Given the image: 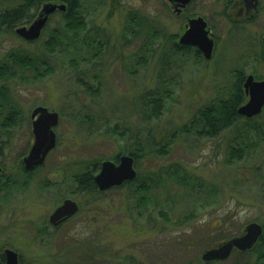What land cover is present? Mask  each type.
Here are the masks:
<instances>
[{
	"label": "rangeland",
	"instance_id": "1",
	"mask_svg": "<svg viewBox=\"0 0 264 264\" xmlns=\"http://www.w3.org/2000/svg\"><path fill=\"white\" fill-rule=\"evenodd\" d=\"M17 1L0 0V7ZM157 2L83 0L87 27L82 32L65 34V20L56 12L38 44L9 38L13 48H21L18 53L37 58L31 59V71L0 79V87L7 88L21 112L15 127L0 126V145L8 151L0 153V165L18 170L15 160L34 140L28 119L40 104L61 114L54 128L57 145L38 175L49 178L50 193L60 187L67 196L83 198L72 192L77 187L75 173L95 160H113L118 153H142L135 168L137 176L148 177V189L129 183L107 194H94L83 200L85 210L57 232L60 236L96 234L97 250L108 254L97 252L94 264H121L124 254L143 264H152L153 258L159 264H183L189 255L203 250L200 237L216 225V219L229 220L236 229L264 219V110L253 118L240 115L217 135L201 132V110L230 95L236 65L252 64L264 72L259 47L248 34H239L222 39L210 59L194 47L176 51L173 42L178 35L173 33L179 26ZM134 12L142 16L141 27ZM56 29L61 31V42L49 52L43 43ZM4 37L0 36V66L9 59ZM35 65L42 71L36 79L32 78ZM14 66L18 72L19 64ZM154 93L164 98L158 118L149 116L148 98ZM234 148L242 150L241 158L232 156ZM38 178L29 190H19L20 177L18 189L0 192V224L10 225L16 219L4 228L16 236L7 244L24 254L26 264L50 262L42 257L40 243L29 242L27 236L34 229L23 220H41L53 208L51 202L34 199L40 188ZM41 193L44 197L49 191ZM6 197L11 202H3ZM89 208L94 209L86 214ZM182 219V226L170 223ZM63 237L55 245L65 241ZM64 243L72 253L93 245Z\"/></svg>",
	"mask_w": 264,
	"mask_h": 264
},
{
	"label": "flooded vegetation",
	"instance_id": "2",
	"mask_svg": "<svg viewBox=\"0 0 264 264\" xmlns=\"http://www.w3.org/2000/svg\"><path fill=\"white\" fill-rule=\"evenodd\" d=\"M157 5L159 8V4H161L164 12L171 18L173 24H178V31L173 33L177 34V42L173 45L177 48V44L180 46H188L194 47L196 51L199 52V55L206 58L203 52L196 45H182L179 43L180 36L191 27L192 20L200 18V24L203 25L205 31H207L208 35L214 39V47H213V55L215 54V50L219 46V43L222 39H232L233 36L239 34H248L250 37L254 38V43L259 49L256 51L258 55L264 58V0H157ZM52 2V3H65L61 0H18L17 3L12 6H1L0 7V36H5L3 39V44L7 46L9 51V59L3 61L1 66H6L11 73V77H15L19 73L22 74V71H31V59L32 57L37 58L35 55L32 56L28 52L18 53L21 48H13V43L9 38L17 39L24 44L31 45L33 43L38 44V41L42 38L45 33L47 25L51 22L52 15L56 12H60L62 14V10L56 9L53 11L42 28L41 33L38 37L35 38H27L20 34L17 29L19 27H30L34 20L39 16L41 10L43 9L44 4ZM34 3V4H33ZM66 4V3H65ZM20 5H24V10L21 12H15L16 8ZM67 6V5H66ZM140 6V3L137 4ZM135 18L138 21L139 26L141 27L142 16L134 12ZM57 33L56 37V45L59 44L61 38V31L58 29L55 30ZM53 36V32L50 34ZM224 37V38H223ZM52 38V37H51ZM46 38L44 40V47H48V43L52 39ZM49 39V40H48ZM227 41V40H226ZM16 50V51H15ZM256 55V54H255ZM46 56V54H44ZM245 56V55H244ZM210 59V58H208ZM42 61L45 63L47 60L43 58ZM14 63L19 64V70L15 69ZM23 65V67H22ZM259 67L250 65L238 64L235 66L233 70V84L232 89L234 93L237 91L239 98L242 100L240 104L237 106V109L240 105L246 103L250 98V93L248 89H246V81L249 76H253L256 80L264 79V72L260 73L258 71ZM264 71V70H263ZM42 73L41 70L36 68L34 74H32V78L36 79L37 75ZM22 77H27L24 74ZM232 90V92H233ZM42 105V104H40ZM34 106L36 108L37 106ZM44 106V105H43ZM33 108V109H34ZM31 110L30 118L28 119V125L30 126L32 135L35 140V134L33 130L34 120L39 116L36 114L33 116V111ZM264 110V107H263ZM56 111V110H53ZM58 112V111H57ZM1 121L0 126L4 127V124L8 120H17L20 119L19 110H0ZM61 114L59 113V120ZM12 124L8 127H15L17 123ZM59 123V122H58ZM57 123V125H58ZM55 125L53 129L57 126ZM55 131V129H54ZM56 132V131H55ZM57 136V132H56ZM34 140L32 144L34 143ZM5 142V141H3ZM6 143V142H5ZM32 144L27 152H22V156L15 160V165H17L18 170L9 169L4 164L0 165V192H3L4 189L6 191L10 190L11 192L15 189L26 191L29 190V186L35 179L38 178L39 172L45 168V163L48 154L46 155L44 161L40 164H37L33 167H26L24 162V157L29 153ZM57 145V143H56ZM7 154L8 151L2 150V145H0V153ZM1 155V154H0ZM120 157V156H119ZM3 160H6L5 157H2ZM115 162H119V159L114 158ZM99 171V170H98ZM97 171V172H98ZM96 172V173H97ZM95 173V174H96ZM94 174V176H95ZM93 176V179H94ZM22 177V181L20 182V186L16 187L17 178ZM42 179V180H40ZM76 181V180H75ZM95 181V180H94ZM126 182V181H125ZM125 182L123 184H125ZM40 185V188L37 192L38 195H34V199L37 201H44V203L51 202L53 208L49 211H46L41 220L34 219H23L25 222H29L32 224V228L34 229L33 235L27 236L29 242L40 243L43 248L41 253L42 257H48L47 261H50L49 264H94L95 255L97 252H102L108 254L105 250H97L95 243L97 242L96 234L86 235V234H70L61 235L62 238L65 236V241H61V243L57 246L58 237H61L57 232L72 218L81 214L84 211V202L83 200H89L90 197L94 194H107L110 190L117 189L119 186H113L107 189H100L97 186L95 187H80L77 183V187L72 191L75 195H82L83 198H76L72 195H66L62 191L60 187H57L55 192L50 193L52 187L49 186L51 184L49 178L47 176L43 178H38L36 184ZM57 183V182H56ZM96 183V182H95ZM122 184V185H123ZM23 186V187H21ZM58 186V184H57ZM121 186V185H120ZM148 189V188H146ZM49 191V193L44 195V197L39 196L42 194V191ZM14 195V193H12ZM34 194V193H33ZM12 196V195H11ZM10 196V197H11ZM10 197L3 198V202H11ZM67 198H71L75 200L78 204V210L71 215L70 217L64 219L63 221L58 222L52 220V214L56 210V208L63 203V201ZM95 199V198H94ZM89 208L85 213H89L92 211ZM13 217L15 216V212H11ZM185 216V215H183ZM16 219H11L10 222L14 225L16 223ZM223 218L216 219V225L211 224V226L207 227L205 231H203L200 239L204 243L203 250L199 251L195 256L189 255L187 260L183 264H264V219L262 220H252L261 224L263 231L262 234L258 237L257 241L253 243L252 246L241 248L238 245H233L231 251L225 257H216V258H204V253L213 248L219 247L221 244L230 241L235 237H241L246 233V226L251 222H247L244 226L236 229L234 224L229 225L228 222H224ZM57 222V223H55ZM185 220H176L175 222L171 221L170 223H174V225L182 226ZM10 225L0 224V239H2V243L0 244V261L5 263L7 261V249L15 250L18 254L19 264H26L24 254L18 250L16 247L9 246L7 243L15 240L16 236L10 235L6 233L4 228ZM238 226V225H237ZM6 233V234H5ZM82 233V232H81ZM180 233V232H179ZM199 239V240H200ZM200 240V241H201ZM64 242H72V244L80 245L81 243L91 242L93 245L88 246L84 249H78L77 253H72L70 250L65 248ZM90 244V243H89ZM31 245V244H30ZM76 245V246H77ZM82 245V244H81ZM81 250V251H80ZM110 254V253H109ZM180 257L187 256V254L179 255ZM121 264H143L141 261H136L134 257H129L127 254H124L121 257ZM110 259V258H109ZM106 261V259H105ZM152 264H159L158 258H153Z\"/></svg>",
	"mask_w": 264,
	"mask_h": 264
},
{
	"label": "water",
	"instance_id": "3",
	"mask_svg": "<svg viewBox=\"0 0 264 264\" xmlns=\"http://www.w3.org/2000/svg\"><path fill=\"white\" fill-rule=\"evenodd\" d=\"M66 10L65 3L44 4L39 16L34 20L30 27H19L17 31L27 38L38 37L42 28L45 26L49 15L55 11ZM200 18L193 19L192 25L187 29L179 39L182 45H196L203 52L206 58H211L214 47V39L205 31L200 23ZM264 43V39H263ZM246 89L250 93L249 100L240 105L237 109L238 114L253 118L263 111L264 107V79L256 80L251 75L245 83ZM33 116L39 114L34 120L33 130L35 140L29 153L24 157L26 167H33L44 161L48 152L56 146L57 136L53 127L59 122V112L50 110L48 107L40 105L33 109ZM137 177L135 168V157L131 154H121L119 162L112 159L102 161L99 171L95 174L94 180L100 189H107L113 186H120L125 181L134 180ZM78 210V204L75 200L67 198L59 205L52 214V220L58 222L70 217ZM57 223V222H55ZM263 228L260 223L253 221L246 226V233L241 237H235L230 241L221 244L217 248L207 250L204 258L225 257L233 245L241 248L250 247L262 234ZM7 261H0V264H19L18 254L15 250L7 249Z\"/></svg>",
	"mask_w": 264,
	"mask_h": 264
},
{
	"label": "trees",
	"instance_id": "4",
	"mask_svg": "<svg viewBox=\"0 0 264 264\" xmlns=\"http://www.w3.org/2000/svg\"><path fill=\"white\" fill-rule=\"evenodd\" d=\"M66 3V10L62 11V16L65 20V34L67 32H71V34H78L86 29L87 27V20L86 15L83 10V0H61ZM34 4V3H33ZM24 10V5H20L16 8L15 12H21ZM56 37L57 33L54 32L52 36V40L49 41L47 50L49 52H53L56 49ZM190 47L188 46H180L177 44L176 51L179 50H189ZM33 64V61L31 62ZM51 67L47 68V71H51ZM11 76L9 69L6 66H0V79H6ZM37 78L40 75L36 76ZM86 85V84H85ZM88 86V87H87ZM86 89L88 91H93L92 86L86 85ZM231 92L230 95L226 98H220L218 102H213L204 109L201 110V120L204 123L203 132L205 135L214 136L219 134L222 130L226 129L233 125L237 119L240 117L237 111V106L242 101L239 96L238 92L234 93V90ZM149 104L151 105V109L149 112L150 117H160L162 110L164 108V98L159 93H154L152 96L148 98ZM9 107L8 110H18L16 106L13 104L12 100H10V96L7 92V88L5 86L0 87V108ZM2 110V109H0ZM16 121L8 120L5 122L4 127L11 126ZM164 148L162 147V150ZM160 151V150H159ZM130 154L135 156L136 162H138L139 157L142 155L139 151H130ZM121 154L118 153L115 158L119 159ZM243 155L242 150L240 148H234L232 150V156L236 158H241ZM101 160H95L94 162L88 164L85 167V171H78L75 173L74 180L78 182L80 187H95L97 186L93 176L94 174L100 169L101 167ZM130 183V184H129ZM125 184L133 185L136 184L138 188L146 189L149 188L150 183L147 178H143L142 176L138 175L134 181H127Z\"/></svg>",
	"mask_w": 264,
	"mask_h": 264
}]
</instances>
